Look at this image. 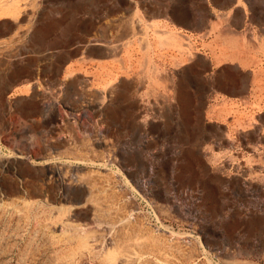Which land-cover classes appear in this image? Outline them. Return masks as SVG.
I'll return each mask as SVG.
<instances>
[{
	"label": "rangeland",
	"instance_id": "374dc122",
	"mask_svg": "<svg viewBox=\"0 0 264 264\" xmlns=\"http://www.w3.org/2000/svg\"><path fill=\"white\" fill-rule=\"evenodd\" d=\"M19 1L26 20L0 15V204L39 203L0 211V264L115 261L50 226L49 188L98 154L155 264H264V0Z\"/></svg>",
	"mask_w": 264,
	"mask_h": 264
},
{
	"label": "bare ground",
	"instance_id": "6f19581e",
	"mask_svg": "<svg viewBox=\"0 0 264 264\" xmlns=\"http://www.w3.org/2000/svg\"><path fill=\"white\" fill-rule=\"evenodd\" d=\"M17 1H19V0H17ZM238 3H241V1ZM238 3H237V5H238ZM18 7H20V6H17L16 2H13V0L12 1L11 0L10 1L5 0V2L0 3V15H8L10 17L13 16V19H15L18 22H22V21L26 20V18L28 17V13L26 11H24V9L22 11L23 7L21 9H19ZM25 10H26V8H25ZM159 16H160V14L157 13V14H152L150 17L153 18V17H159ZM134 29H135V27H134ZM138 33L139 32H137V35H138ZM135 36H136V33H135ZM142 38L140 37V39H142ZM130 39L128 41L131 42ZM141 41H144V40H141ZM99 42L100 41H98V43ZM104 42H106V41H104ZM145 42L146 41H144L143 44H145ZM98 43H97V45H99ZM100 44H101V42H100ZM95 45H96V43H95ZM115 46H117V45H115ZM113 49L115 50V48H113ZM183 49H182V51H183ZM108 50L109 49H107V51H106L105 49H103L101 47L96 48L95 53L90 54V57L97 59L99 61L102 59L110 58L113 55H112V52L110 50H109L110 52H108ZM184 53H186V52L184 51ZM82 145H83V143H82ZM93 145L97 146V147H102V144L100 142H93ZM62 146H64V144H58L57 148H60V147L62 148ZM87 146L88 145H85V147L83 146V148H87ZM83 148H82V150H84ZM87 149H89V148H87ZM86 152H87V150H86ZM88 152H87V154H88ZM83 154H85V153H83ZM103 158H105V157H103V155L98 154V156L95 157L96 160L93 159V160L98 162V163L96 162L97 164L95 162H93V164L94 163L96 164V165H94V166H96V169H98L99 167L101 169L102 168L101 166H104ZM112 158L114 159V157H112ZM67 163H70V162L67 161ZM64 166L62 168L60 167V169H57V171L59 173L62 172L63 169L65 171V168L67 166L66 167H64ZM68 169H67V172H68ZM96 169H95V171H88V172L86 171L87 173L79 176V182L78 181L77 182L80 183V186L73 187L71 189L67 188V190L64 194H60V193L55 194V193H53L54 187L49 188V192L51 193V195H53L54 202L58 203V205H59L58 207L56 205V207H54L52 209V211L54 212L55 215H54V217H52L53 220H52V223L50 224V226L55 228L56 230L61 229L63 231L58 236H55L56 237V239H55L56 243L57 242L65 243V242L72 241L76 235L82 233L80 235H83V238H79V239H81L80 243H78V245L75 244V246L76 245L79 246V244H80V247H79L80 250L79 251L85 252V254L88 253L89 255L90 254L93 255V256L90 255L91 258L95 257L97 254H99L100 252L103 251V253L106 252V254H108V255L116 254L115 256H118V257L114 258L115 261L114 260L111 261L113 258H112V256H109V258H110L109 264H112V263L113 264H155V261H153L152 258L150 257L151 256L150 254H152V253H148L150 251L152 252L153 250H155L154 246L151 245L152 243L149 244L148 241L146 242V238H144L145 241L141 238L140 235L143 233V232L141 233V227H143V226H140V228H139V226H137L138 224L136 223V218L134 217L132 212L127 209L129 207L126 204L128 200L125 198V195L124 196L121 195L123 191L119 192L118 190L120 187L118 188V186L114 183L115 182L114 179L118 175H120V174H118L119 172H113V171L110 172L109 169H108V171L106 170L104 172H102V171L100 172L99 169H98L99 171H97ZM48 171L52 172V173L57 172L56 170H52V169H50V170L48 169ZM115 174H116V176H115ZM66 176H67V174H66ZM63 179L64 178L62 176L61 182H62V185L64 188L66 184H65V181ZM78 183H77V185H78ZM120 190H121V188H120ZM139 190H140V188H139ZM32 192H33V190H32ZM32 195H35V194H32ZM62 202L67 203V204H72V205L63 206V205H61ZM37 203H39V200H36V199L21 200V201L20 200H15V201L12 200L9 203L0 204V211L1 210L2 211L7 210V212H8V210L14 211V212L18 211L19 213L22 212V214L25 216V213H27V212L29 213V210L31 209V207L33 205L35 206V204H37ZM14 212H13V214H14ZM22 214H20V215H22ZM26 215H29V214H26ZM67 230L69 231V233H67L68 232ZM65 231H67V232H65ZM76 232H79V233L76 234ZM74 234H75V236H74ZM154 235H157V234L155 233ZM174 235L175 234H173V236ZM149 236H150V234H149ZM152 236H153V234H152ZM182 236H181V238H182ZM176 237H177V235H176ZM178 237L180 238V236H178ZM75 239H76V241L78 240L77 238H75ZM163 241H165V240L163 239ZM153 242H155V241H153ZM175 242H173V243H175ZM161 245L160 246L158 245L159 250H160ZM179 249H180V245H179ZM75 250H78V249L76 248ZM157 250H158V248H157ZM99 256H100V254H99ZM74 257H75V255H74ZM97 257H95V258H97ZM101 257H103V256H101ZM73 259H71V260H73ZM168 259H169V257H168ZM93 260H94V258H93ZM99 262L101 263V261H99ZM105 263L106 262H104V264Z\"/></svg>",
	"mask_w": 264,
	"mask_h": 264
},
{
	"label": "built area",
	"instance_id": "2783aa9c",
	"mask_svg": "<svg viewBox=\"0 0 264 264\" xmlns=\"http://www.w3.org/2000/svg\"><path fill=\"white\" fill-rule=\"evenodd\" d=\"M38 78V77H37ZM58 89H60V88H58ZM44 103H46V102H44Z\"/></svg>",
	"mask_w": 264,
	"mask_h": 264
}]
</instances>
